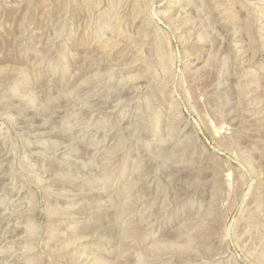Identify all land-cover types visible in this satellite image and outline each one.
I'll list each match as a JSON object with an SVG mask.
<instances>
[{
    "label": "rangeland",
    "instance_id": "1",
    "mask_svg": "<svg viewBox=\"0 0 264 264\" xmlns=\"http://www.w3.org/2000/svg\"><path fill=\"white\" fill-rule=\"evenodd\" d=\"M0 264H264V0H0Z\"/></svg>",
    "mask_w": 264,
    "mask_h": 264
}]
</instances>
